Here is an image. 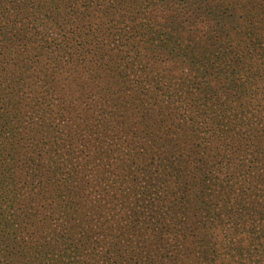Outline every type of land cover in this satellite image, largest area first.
<instances>
[{
  "label": "rangeland",
  "instance_id": "obj_1",
  "mask_svg": "<svg viewBox=\"0 0 264 264\" xmlns=\"http://www.w3.org/2000/svg\"><path fill=\"white\" fill-rule=\"evenodd\" d=\"M30 1L0 0V264H143L157 242L144 222L172 217V204L187 211L175 218L187 237L164 264L176 256L178 264H264L263 238L258 246L239 229L226 236L235 221L197 207L221 180L193 164L216 157L224 182L242 179L248 144L264 140L261 0H62L57 17ZM228 13L248 33L240 40L218 30ZM183 14L196 32L175 28ZM144 22L160 41L170 37L167 45L140 30ZM202 103L210 115H200ZM171 121L175 131L165 133ZM135 143L145 156L131 166L126 147ZM230 239L242 251L230 252Z\"/></svg>",
  "mask_w": 264,
  "mask_h": 264
},
{
  "label": "trees",
  "instance_id": "obj_2",
  "mask_svg": "<svg viewBox=\"0 0 264 264\" xmlns=\"http://www.w3.org/2000/svg\"><path fill=\"white\" fill-rule=\"evenodd\" d=\"M23 3H26L27 5H25V7H29L28 5L30 4V0H21ZM38 3H40V7L37 9V14L40 13H46V16L49 15H53L54 16H58L60 13V7L64 4L62 2V0H36ZM149 1V0H148ZM10 2V1H8ZM7 2V3H8ZM67 3V1H65V4ZM260 10H262L264 8V0H261L260 3H258L256 5L257 6H261ZM19 9L21 10V7H19ZM150 12H148V15L151 14V10H148ZM226 11V10H223ZM23 14V18L26 19L28 16L26 15V13H22ZM140 14H144V13H140ZM161 17L160 18H165V13H161ZM225 13L222 12L220 15H224ZM186 14H183L180 16L179 21L176 23L177 26L175 27L177 30H187L186 32H189L191 30H194L193 28H191V23L187 21L188 19V15L187 17H185ZM168 15H166L167 17ZM244 19V24L247 23L248 18H246L245 16L242 15ZM150 20H151V24L156 23L157 24V20L155 19V17H152L151 15L149 16ZM148 16L146 17L145 21H149ZM228 22H231V24L233 25H228ZM187 24V26H186ZM239 24H241L239 22ZM239 24L236 23V21L233 19L232 14L228 13L227 14V20L224 23V26L218 28V30L221 31V33H223L224 38H226V36H228V33L230 31H236V37H238V39L240 40L241 36L243 35H247L248 33H246L245 31H241L239 29ZM158 25V24H157ZM184 25V26H182ZM160 24L158 25L159 28ZM180 27V29H178ZM7 28V31H12L13 30V25H9ZM166 28V27H165ZM140 30H142L143 32H145L149 38L154 39L155 36L158 34L156 31V27H150L147 26V24L144 22L143 23V27L142 29L140 28ZM19 31H21V29H19ZM195 31V30H194ZM155 32V33H154ZM196 32V31H195ZM249 32V31H248ZM159 36H156V42H161L162 46L167 45V42L169 41V39H171L170 37H168L169 39L162 37L163 40H159ZM189 36V35H187ZM144 35L142 37H140V39L143 40V43L145 42L144 39ZM159 40V41H158ZM239 42V41H238ZM218 45V44H217ZM236 45V43L233 42V40L228 39L227 41V45L225 48L230 49V52H233L236 50V48L234 47ZM218 49H223L224 47L219 44V46H217ZM187 49V48H185ZM223 54V61L222 62H227V57L225 56L224 49L221 51ZM93 53L95 54H100V50L96 49ZM89 60V59H88ZM99 60V59H98ZM235 65V63H234ZM227 79V78H226ZM246 79V78H245ZM235 80V79H234ZM235 82L238 84V86H244L246 87L245 83L243 81H241V78L235 80ZM129 84H131V89L133 90L136 86H137V82L132 81L129 82ZM249 85V83H247ZM137 90V88L135 89ZM204 92H206V90H203ZM136 93V92H135ZM137 96H143L145 97V95L142 92H137ZM137 96L135 95V98H137ZM209 97H211V95H208ZM206 97V96H205ZM133 98V95L132 97ZM193 104L195 103L194 99H191ZM197 105V104H196ZM136 106L138 108V106L141 107V109H143V107L145 106V102L144 99H138ZM153 103L147 107L144 108V110L142 111V113H137L136 118L135 119H141V120H145L146 119V112L151 109V107L153 108ZM219 108H221L222 110H225L226 106L224 105H219ZM198 112L200 113L201 116H206L207 114H211V108L209 107V105L207 106L206 104L202 103L199 105V107L197 108ZM229 109H226V111ZM159 112H161V110H159ZM195 115H192L193 118L197 117L198 112L195 111ZM224 113V112H223ZM231 113H227V114H223L224 115H228ZM189 118H187L188 121L191 122L192 117L189 116ZM134 119V120H135ZM120 124L122 125L121 121L119 120ZM172 124L167 125L166 126V130L165 133H169V131H171L173 129V131H171L170 133H173L175 131V127H174V123L173 121H171ZM126 127H124L122 125L121 129H124ZM143 131V130H141ZM143 135L145 136V132L143 133ZM155 141V140H154ZM249 145V149H250V153H251V159H249V165L247 166V173L246 175L240 179L238 177V179H233V177L231 175L227 176L228 179L233 180L231 182L227 181L224 182V180H226L225 176H223V168L224 166L221 167V164L215 163L214 160H216V157H212L210 160L207 157H204L203 160L199 159V158H194L193 157V164L194 166L196 165L199 168L202 169H198V175H200L201 172V176L202 178H206L207 176H210L209 174H213V178L217 179L215 182L217 183L216 188L213 190H208L206 191V198L209 199V201H205V197L204 202L202 199L201 205L197 206L199 208H201V212L205 215L208 214H214L215 216H225L228 221H235L233 224L235 226H232L231 228L229 227V232L226 233V236L234 233V232H239L237 231V229L241 230L242 233L244 234V239H247L250 241V239H255L258 246H260V239H264V203H261L259 201V197L261 198L262 196H264V140L260 141V139H258V143L257 144H248ZM126 149L128 150L129 153H131V155L128 158L129 164L131 166H134L135 160H139L141 158H143L142 156L145 155H139L140 153L137 152V155L135 153V150L138 149V143H135L134 145H128L126 147ZM141 150H143L142 147H140ZM227 164H232L233 160L231 158H225ZM257 164H259L260 166H262V169L259 170L260 167H256ZM217 170V171H216ZM206 172V175H204V173ZM240 180V181H239ZM252 186V187H251ZM257 187V190L255 189ZM198 195L200 194V191H198ZM264 198V197H263ZM179 201L182 200V197L178 198ZM264 201V199H262ZM195 206V205H194ZM170 211L172 214H169L172 217H167L165 215H160V219H153L151 220L150 218L147 219V222H144V224L146 225V229H149V237H152L154 239H156L157 242H154V251H155V258L154 259H148L147 261L143 262V264H164L163 263V259L161 258L162 255L166 256V254H168V251H171V249L173 248V246H176V244H174V242L176 241V239L178 240H185L187 235H186V231L184 232H179L176 227L178 224V221L180 220H175V218H182V211H186L185 208H183V210L175 208L174 204L171 205ZM193 211L199 212V210L197 208L193 207V210L191 211V214L193 213ZM187 212V211H186ZM135 214L134 210H131V215ZM218 214V215H217ZM158 217V216H157ZM246 218V219H245ZM133 220V219H132ZM137 222L138 218L135 219ZM134 221V220H133ZM241 224L242 227H241ZM152 226H156V233L152 232L154 227ZM214 227L216 228L217 225H210V227ZM210 227L207 229L208 230V235L209 237L211 236V232H209ZM233 229V230H231ZM166 235H168L170 237L171 240L168 239V237H165ZM201 237V234L198 233L196 236V239L199 240ZM205 234L202 235V242L201 246L206 245L205 242ZM238 240V239H236ZM174 244V245H171ZM239 241H235L233 239H230V252H238L242 251L239 249ZM239 249V250H238ZM235 250V251H234ZM246 256L247 258H249L250 256V251L247 249L246 251ZM160 257V258H159ZM177 256L175 258H169V260L171 262H173L174 264H178L177 260ZM255 258V257H254ZM157 261V262H156ZM202 261H207L205 260L204 257H200L197 259V262H202ZM181 262V261H180ZM169 263V262H168ZM170 264V263H169Z\"/></svg>",
  "mask_w": 264,
  "mask_h": 264
}]
</instances>
